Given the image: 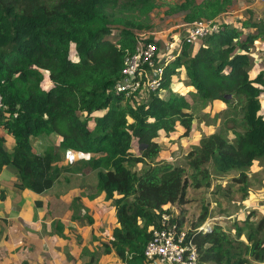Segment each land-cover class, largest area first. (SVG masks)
I'll list each match as a JSON object with an SVG mask.
<instances>
[{
	"label": "trees",
	"instance_id": "obj_1",
	"mask_svg": "<svg viewBox=\"0 0 264 264\" xmlns=\"http://www.w3.org/2000/svg\"><path fill=\"white\" fill-rule=\"evenodd\" d=\"M118 2L0 0V94L7 106L0 120V173L12 168L18 190L40 194L60 177L86 167L96 171L95 190L112 200L116 211L111 237L100 252L126 264H150L143 251L152 230L161 227V213L183 225L186 211L180 207L187 202V189L202 182L209 187L210 167L218 176L238 173L227 182L223 197L239 192V201L248 199V171L264 157V66L253 77L249 72L250 50L264 36V19L247 18L240 26L225 22L198 46L183 44L182 53L165 69L160 92L138 104L113 91L127 52L133 50L135 35L129 28L147 27L155 8L184 13L186 23L216 19L235 0ZM115 6L129 13L112 14ZM182 68L198 100L238 106L243 124L233 141L219 132L202 135L190 145L186 167L160 159L157 142L161 131L187 136L195 119L185 95L162 96ZM45 79L50 84L43 87ZM96 111L100 113L92 115ZM6 134L14 142L11 151L5 147ZM51 134H56L54 142L48 139ZM35 140L43 142L40 152L33 148ZM133 141L141 146L137 155ZM67 151L94 156L65 162ZM140 163L145 168L137 172L134 167ZM79 200L80 195L72 197L67 208L65 216L72 221L87 212ZM215 201L223 211L221 200ZM35 204L43 205L39 200ZM167 205L179 207V212L173 214ZM53 224L63 235L64 221ZM190 235L203 264H264V215L255 210L233 220L228 229L214 224L205 233ZM94 250L86 264L97 262Z\"/></svg>",
	"mask_w": 264,
	"mask_h": 264
},
{
	"label": "rangeland",
	"instance_id": "obj_2",
	"mask_svg": "<svg viewBox=\"0 0 264 264\" xmlns=\"http://www.w3.org/2000/svg\"><path fill=\"white\" fill-rule=\"evenodd\" d=\"M124 0H119L118 4H121ZM171 2L179 3L182 0H170ZM196 2H201L202 0H195ZM242 0H235L233 5L229 10L216 18L217 24L220 26L225 22H229L233 25L240 26V23L247 18L264 19V0H244L243 3H240ZM112 14L123 16L124 12L119 7H113ZM129 13V11H127ZM136 13V12H135ZM184 13L169 14L166 13L164 8H155L150 13V18L145 22L147 27L137 28L130 27L129 29L138 35L143 32H155L161 38L167 37L170 38L171 35L178 32L184 33L186 28V22L183 20ZM144 18V17H140ZM116 28V26H112ZM121 28V27H119ZM202 42L199 41L191 47L194 48ZM252 66L249 69L250 75L255 76L264 66V36L259 39L253 48L250 50ZM71 58L76 59L74 49H71ZM174 80L171 82V87L169 90H165L162 93V96H168L172 94H183L191 104L190 111L195 115L190 132L187 136H179L177 133L165 134L164 132L160 133V136L157 138V142L160 146V159H166L177 165L186 167L187 162L185 155L188 152L190 145L195 144L202 135L210 134L213 132L222 133L228 141H233L235 138L234 131H243L242 124V114L239 107L230 108L227 107L225 103H220L218 101L213 102H201L198 100L194 89L188 85V80L184 75L183 68L178 71V74L174 75ZM50 83L47 79L42 82V86L46 87ZM172 93V94H171ZM262 102V114L264 117V98L261 96ZM99 111L92 113V115L99 114ZM84 116V114H83ZM89 128L94 126L92 120L88 121ZM179 130L182 131V128L179 127ZM56 134H52L48 139L51 141L54 140ZM35 142V141H34ZM41 140L33 143V148L36 152L41 151ZM140 145L136 141L132 142V150L135 155L139 153ZM67 158H64L66 161ZM145 165L137 164L134 169L137 172H140ZM210 172V186L204 187V183H200L198 188L193 189L190 185L187 189V202L182 205L180 208H183L186 211L184 227L188 230H197L201 226H209L210 229L214 224H219L225 229L230 228L231 222L235 219L244 218L250 210H255L259 216L264 215V157L256 160L253 166L248 171L249 185H248V199L245 202L239 201L240 193L232 192L229 197H223L224 188L227 185V182L232 176H236L237 172H232L230 175L218 176L214 173L212 167L209 168ZM97 183L96 171L91 170L89 167L83 169L82 173L68 175L65 177H60L59 180L54 184L53 189L50 191V195L54 197L52 203L49 204V207L46 208V215L48 218L57 219L59 212L67 210L70 200L67 195H62L59 198L58 192L60 188L66 190L67 187L71 189L70 194L71 198L73 196L80 195L79 203L86 209V214L77 218L75 223L82 225L84 228H81L80 234L71 236V244L75 242L76 245H81L89 238V228L92 223L88 217H92L89 213L92 211V214L96 217L97 221H100V227L103 235L102 238H106L108 235L107 228H111L116 223V211L113 206L112 200L104 199L102 193H99L95 190ZM214 190H219V195L213 194ZM49 198H52L51 196ZM219 198L222 202V210L220 211L216 205V198ZM53 199V198H52ZM246 203V205H245ZM172 211L173 214L179 212V207L167 205L165 207ZM95 210V211H94ZM53 211V212H52ZM88 213V215H87ZM205 215V221L200 223V218ZM60 218V216H59ZM58 218V219H59ZM253 218H251L252 220ZM94 220V219H93ZM196 226V227H195ZM195 227V228H194ZM209 227H206L207 230ZM81 242L80 244L78 243ZM83 241V242H82ZM61 244V245H60ZM59 244L60 248H64L62 243ZM92 250V246H82L80 250V257L86 254V249ZM67 253V257L75 258L78 255V251L75 247H69L67 250L64 249V253ZM101 255L100 251L95 252V256ZM110 255V254H108ZM79 260V259H78ZM102 260L99 264H107L105 262V257H100ZM80 261V260H79ZM94 262V261H93ZM92 262V264H93ZM98 264V262H97ZM155 264V263H153ZM255 264V263H252ZM260 264V263H256Z\"/></svg>",
	"mask_w": 264,
	"mask_h": 264
},
{
	"label": "crops",
	"instance_id": "obj_3",
	"mask_svg": "<svg viewBox=\"0 0 264 264\" xmlns=\"http://www.w3.org/2000/svg\"><path fill=\"white\" fill-rule=\"evenodd\" d=\"M243 2L244 0L240 1V3ZM5 138V147L11 151L14 142L8 134L5 135ZM55 139L56 136L54 140H49L54 142ZM37 141L35 140V142ZM92 156L94 154L68 152L66 158L68 161ZM62 163L65 162H60L59 164ZM16 181L17 175L12 168L5 167L0 173V264H86L90 260V254H94L93 250L95 249L94 252L100 251L102 242H107L111 237V229L116 223L111 228H107L108 235L104 239L101 237L103 233L100 227V221H97L92 211H90L91 213L89 214L93 218L88 213L87 215L91 219L90 222L93 223L89 225L91 226L89 228V238L85 241V244L83 243L81 245V249L75 242L73 246H70L71 236L80 234L81 228L83 229L84 227L82 225L79 226L78 223L66 217L67 210H65L59 212L57 215V219L60 216L59 219H62L65 223L62 230L63 235L56 231L53 218H48L46 215V208L55 200L50 195L53 187L43 193L37 194L30 190H18L14 185ZM70 191L71 189L69 187L66 190L60 188L58 192L59 198L62 195H67L68 199H71V195L73 194H70ZM49 195L53 199L49 198ZM36 200L42 201L43 205L37 207L35 204ZM60 243L64 245V248L59 247ZM78 243L80 244L81 242L78 241ZM83 245L87 247L92 246L93 248L92 250L90 248L89 250L86 249V254L88 255L80 257V250H82ZM69 247H75L77 249L78 255L75 258H68V251L64 253V249L67 250ZM100 257H105V262L103 261V263L126 264L114 254L108 255L102 252L99 258L98 255L94 257L98 264L102 262ZM97 262L94 261L93 264H97Z\"/></svg>",
	"mask_w": 264,
	"mask_h": 264
},
{
	"label": "built area",
	"instance_id": "obj_4",
	"mask_svg": "<svg viewBox=\"0 0 264 264\" xmlns=\"http://www.w3.org/2000/svg\"><path fill=\"white\" fill-rule=\"evenodd\" d=\"M216 19H199L186 23L184 33H176L170 38H161L155 32H143L134 36L133 50L127 52L119 78L113 91L130 103H146L152 94L160 92L165 77V69L182 53L183 44L190 46L218 30ZM7 106L0 94V120ZM17 113L13 116L16 117ZM68 152L67 151L66 155ZM72 161V160H68ZM171 215L162 212L161 227L152 230L143 254L150 264H203L199 260L192 235L184 225L170 221ZM201 226L198 232L205 233Z\"/></svg>",
	"mask_w": 264,
	"mask_h": 264
},
{
	"label": "clouds",
	"instance_id": "obj_5",
	"mask_svg": "<svg viewBox=\"0 0 264 264\" xmlns=\"http://www.w3.org/2000/svg\"><path fill=\"white\" fill-rule=\"evenodd\" d=\"M72 152H77V151H72ZM82 153V152H81ZM90 158V157H89ZM77 159H82V158H76V159H74V160H77ZM83 159H88V158H83ZM74 160H72V161H74ZM65 162H68L67 160L65 161Z\"/></svg>",
	"mask_w": 264,
	"mask_h": 264
}]
</instances>
